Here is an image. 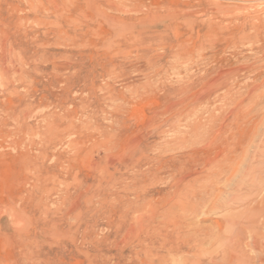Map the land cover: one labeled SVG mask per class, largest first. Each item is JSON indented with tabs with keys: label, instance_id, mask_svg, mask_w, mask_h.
Listing matches in <instances>:
<instances>
[{
	"label": "rangeland",
	"instance_id": "obj_1",
	"mask_svg": "<svg viewBox=\"0 0 264 264\" xmlns=\"http://www.w3.org/2000/svg\"><path fill=\"white\" fill-rule=\"evenodd\" d=\"M254 149L264 0H0V264H264Z\"/></svg>",
	"mask_w": 264,
	"mask_h": 264
},
{
	"label": "bare ground",
	"instance_id": "obj_2",
	"mask_svg": "<svg viewBox=\"0 0 264 264\" xmlns=\"http://www.w3.org/2000/svg\"><path fill=\"white\" fill-rule=\"evenodd\" d=\"M262 154H264V153H261L259 150H255V155L259 156V155H262ZM245 159H246V164L244 165L245 166L244 169H245V172H246L245 180L247 181L248 185L250 186V187L248 186L249 188L246 189L245 192L247 194V197L249 198L248 200H252L255 197V195L259 192L258 191L259 187H257V188L255 187L254 188V185L256 184V181H258L260 179V177L262 176V174L260 172L259 173H256V172H257V170H262L263 171L264 168L261 167V169H259V168L257 169V167H255L252 164V160L249 158V155H247V157ZM261 163H262V161H261ZM262 164H260V165H262ZM242 178H244V177H242ZM260 188H262V187H260ZM262 198H263V200H262V202H260L258 204V207L256 208V211H255L254 215L255 214H259L260 215L262 212L264 213V195L262 196Z\"/></svg>",
	"mask_w": 264,
	"mask_h": 264
}]
</instances>
